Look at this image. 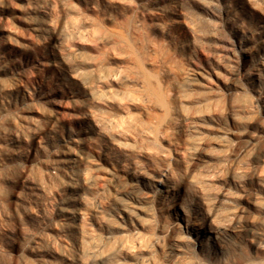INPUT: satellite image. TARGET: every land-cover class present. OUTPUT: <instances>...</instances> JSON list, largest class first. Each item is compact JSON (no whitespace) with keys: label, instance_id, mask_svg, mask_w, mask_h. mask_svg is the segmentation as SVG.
<instances>
[{"label":"clouds","instance_id":"clouds-1","mask_svg":"<svg viewBox=\"0 0 264 264\" xmlns=\"http://www.w3.org/2000/svg\"><path fill=\"white\" fill-rule=\"evenodd\" d=\"M83 2L95 32L73 35L98 55L65 52L31 101L0 90V264H36L54 241L55 264H264V0ZM30 22L47 46V20ZM12 63L0 57L12 88L32 87ZM101 88L136 99L121 108ZM55 93L82 119L69 127L84 135L78 160L52 135L65 118L44 100ZM80 200L83 235L68 207Z\"/></svg>","mask_w":264,"mask_h":264},{"label":"rangeland","instance_id":"rangeland-1","mask_svg":"<svg viewBox=\"0 0 264 264\" xmlns=\"http://www.w3.org/2000/svg\"><path fill=\"white\" fill-rule=\"evenodd\" d=\"M43 2V0H41ZM37 0H3V6H0V57H3L4 61H13L11 67L16 73L21 71L29 72L32 75L33 85L32 87H25L21 85L18 90L13 89L11 86L10 77L14 74L11 71L0 72V90L3 92H13L18 94L21 98H27L29 101L33 99L35 93L33 89L39 91V86L47 79H50L53 74V69L58 61L65 59V52L69 55L72 54L73 50L84 53L85 55L92 57L98 55V45L94 44L93 40L86 36H80L79 33L73 35L74 29H79V32L91 31L94 34L95 29L89 25L88 29L82 28L80 11L84 9L83 0H50L52 7L47 9L46 12L40 11L36 7ZM67 5V7H66ZM80 10V11H77ZM40 16L47 20L46 28L53 29L55 33L47 46L40 45L38 43V33L36 31V25L31 23L30 20L33 17ZM63 33L60 35L59 33ZM33 47L41 49V55L37 56L33 53ZM87 50V51H85ZM54 52L55 57H51L50 53ZM18 61V62H17ZM243 61L246 64L251 65L253 58L251 54L245 53L243 55ZM67 66V65H65ZM90 67H94L92 64H85L84 69L88 70ZM20 78V77H18ZM75 78V76L73 77ZM21 79H26L23 77ZM257 86H259L260 78L259 74L254 77ZM115 81H113V84ZM83 88L84 85L81 84ZM46 91V89H45ZM101 92L108 95V103H114L116 106L123 108L124 105L128 104L129 100L135 101L136 97L134 94H130L127 99L122 96H113L112 88H101ZM44 100L58 101L50 106L57 112L63 113L65 116L58 125V131L52 133L53 137L58 139L61 144L65 141H70L68 144L69 149H72L66 158L72 160H78L79 149L76 145L79 140L84 138L83 133L80 136L71 135L69 127H75L82 123V119L78 112L73 111L69 107V101L59 93H55L51 96L44 95ZM59 101H62L59 102ZM43 103V100H41ZM103 105L101 104V108ZM59 110V111H58ZM66 110V111H65ZM68 112V113H67ZM41 109L37 106L33 112L28 113L34 118H39ZM128 113L125 111L124 115ZM100 118H104V114L100 113ZM98 114L91 112L88 120L95 126ZM124 120L123 115L117 122L118 127H123ZM47 131V130H46ZM84 147V146H81ZM88 161L82 162L84 168V177L87 178ZM95 163L102 164L105 167L107 165L104 161H97ZM95 163L93 167H95ZM68 194H79L83 195L82 189H67ZM71 208L79 209L78 220L81 225L80 233L87 230L84 223V207L83 201H76L68 206ZM64 216L71 215V211L62 213ZM127 215V214H125ZM48 235L51 237L54 235V230L49 231ZM55 241L53 242V254L45 253H34L30 256V259L34 260L36 264H55L54 256H58L59 253L55 251Z\"/></svg>","mask_w":264,"mask_h":264},{"label":"bare ground","instance_id":"bare-ground-1","mask_svg":"<svg viewBox=\"0 0 264 264\" xmlns=\"http://www.w3.org/2000/svg\"><path fill=\"white\" fill-rule=\"evenodd\" d=\"M56 111H57V109H56ZM59 111V110H58ZM66 111V110H65ZM68 113V112H67ZM65 116V115H64Z\"/></svg>","mask_w":264,"mask_h":264}]
</instances>
